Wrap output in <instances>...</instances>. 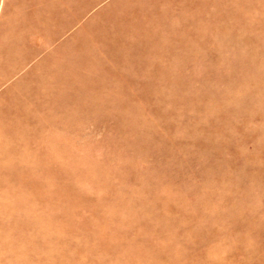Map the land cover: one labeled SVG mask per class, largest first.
I'll use <instances>...</instances> for the list:
<instances>
[{"label":"rangeland","instance_id":"rangeland-1","mask_svg":"<svg viewBox=\"0 0 264 264\" xmlns=\"http://www.w3.org/2000/svg\"><path fill=\"white\" fill-rule=\"evenodd\" d=\"M0 264H264V0H0Z\"/></svg>","mask_w":264,"mask_h":264}]
</instances>
